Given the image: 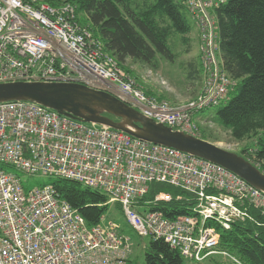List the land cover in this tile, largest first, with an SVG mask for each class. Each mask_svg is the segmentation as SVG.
I'll return each instance as SVG.
<instances>
[{
	"label": "built area",
	"instance_id": "built-area-1",
	"mask_svg": "<svg viewBox=\"0 0 264 264\" xmlns=\"http://www.w3.org/2000/svg\"><path fill=\"white\" fill-rule=\"evenodd\" d=\"M184 1L199 32L205 78L197 98L182 106L147 94L78 23L70 3L53 7L42 0H0V83H82L113 93L157 123L202 138L199 114L219 105L236 81L222 69L209 10L224 0ZM17 173L73 180L101 192L109 205H119L134 233L163 239L194 262L217 253L219 234L208 221L228 229L235 220L250 218L245 204L264 215V193L218 164L37 103L4 101L0 264H127L133 249L120 224L103 215L88 226L52 183L26 189ZM152 183L189 192L194 215L165 217L160 205L182 198L162 190L144 198Z\"/></svg>",
	"mask_w": 264,
	"mask_h": 264
},
{
	"label": "trees",
	"instance_id": "trees-1",
	"mask_svg": "<svg viewBox=\"0 0 264 264\" xmlns=\"http://www.w3.org/2000/svg\"><path fill=\"white\" fill-rule=\"evenodd\" d=\"M42 1L53 7L63 3L75 6L77 21L89 28L102 42L104 51L135 80L137 77L127 61L139 62L156 70L160 58L169 62L176 58L173 40L188 47L191 42L189 34L196 28L184 0ZM209 10L216 20L222 69L236 81V85L219 105L210 108L214 112L208 115L234 140L256 139L252 152L246 147L240 154L264 173V0H224ZM190 65L188 77L196 78L200 70L196 64ZM145 89L147 94L165 100L164 95ZM202 113L200 117L204 116ZM204 129L201 137L207 140ZM52 184L59 197L76 209L88 226L98 224L109 208L104 194L79 182L56 178ZM149 186V194L144 198H151L160 190L170 191L174 197L181 196L182 200L173 199L160 205L165 217L174 219L194 215L189 192L161 183ZM244 206L250 218L235 220L228 229L218 222H207V226L219 234L217 253L197 263L216 264V258L222 257L231 264H264V215L252 206ZM184 260L163 239L149 238L144 264H183ZM127 264H133L130 257Z\"/></svg>",
	"mask_w": 264,
	"mask_h": 264
},
{
	"label": "water",
	"instance_id": "water-1",
	"mask_svg": "<svg viewBox=\"0 0 264 264\" xmlns=\"http://www.w3.org/2000/svg\"><path fill=\"white\" fill-rule=\"evenodd\" d=\"M28 101L218 164L264 193V173L244 155L145 117L113 93L77 82L0 83V102ZM105 114L111 115L113 119Z\"/></svg>",
	"mask_w": 264,
	"mask_h": 264
},
{
	"label": "rangeland",
	"instance_id": "rangeland-1",
	"mask_svg": "<svg viewBox=\"0 0 264 264\" xmlns=\"http://www.w3.org/2000/svg\"><path fill=\"white\" fill-rule=\"evenodd\" d=\"M196 34L197 30L196 28H193L189 34L191 42L188 47L182 45L179 40L174 39V48L172 49L176 54V58L171 62L160 58V65L156 70H153L149 66L139 62L127 61L126 64L132 72L135 73L137 77L136 80L140 84L136 80L135 81L142 86L143 89L146 88L164 95V99L174 106H182L185 102L197 98L202 91L205 75L201 65L199 36L197 35L196 37ZM192 63L196 64L200 73H198L196 78L189 79L188 72L190 71V64ZM213 112L214 109L205 110L202 113L204 116H201L199 119L201 123L200 131L202 133V129L205 128L204 130L208 135L207 140L221 146L222 148H227L232 151L234 150L238 154H240L246 147H249V151L252 152L251 147L256 145V139L247 138L239 142L234 140L226 129H223L220 125L212 121L211 115L208 114H212ZM251 157L253 158L254 156H250V158ZM17 174L26 189L42 184L52 183V181H54V178L44 175H28L25 173ZM105 218L106 221L112 220L120 224L122 230L130 236L133 243L130 258L133 264H144V252L145 247L149 242V237L138 236L134 233V231L127 225L124 215L116 207V205H109ZM216 260V264H231L228 259H224L222 257H218ZM183 264L200 263L185 259Z\"/></svg>",
	"mask_w": 264,
	"mask_h": 264
},
{
	"label": "flooded vegetation",
	"instance_id": "flooded-vegetation-1",
	"mask_svg": "<svg viewBox=\"0 0 264 264\" xmlns=\"http://www.w3.org/2000/svg\"><path fill=\"white\" fill-rule=\"evenodd\" d=\"M105 115H107V116H109V117H111V118H113V119H116L115 117H113V116H111V115H108V114H105Z\"/></svg>",
	"mask_w": 264,
	"mask_h": 264
},
{
	"label": "crops",
	"instance_id": "crops-1",
	"mask_svg": "<svg viewBox=\"0 0 264 264\" xmlns=\"http://www.w3.org/2000/svg\"><path fill=\"white\" fill-rule=\"evenodd\" d=\"M196 37H197V34H196ZM198 39V38H197ZM145 90H149V89H145Z\"/></svg>",
	"mask_w": 264,
	"mask_h": 264
}]
</instances>
